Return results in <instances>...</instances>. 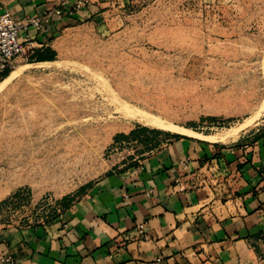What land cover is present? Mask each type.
I'll list each match as a JSON object with an SVG mask.
<instances>
[{
    "label": "rangeland",
    "instance_id": "374dc122",
    "mask_svg": "<svg viewBox=\"0 0 264 264\" xmlns=\"http://www.w3.org/2000/svg\"><path fill=\"white\" fill-rule=\"evenodd\" d=\"M37 61L19 57L10 73ZM55 63L0 91V225L61 217L175 134L128 110L218 144L264 133V0H134Z\"/></svg>",
    "mask_w": 264,
    "mask_h": 264
},
{
    "label": "crops",
    "instance_id": "0c3cea01",
    "mask_svg": "<svg viewBox=\"0 0 264 264\" xmlns=\"http://www.w3.org/2000/svg\"><path fill=\"white\" fill-rule=\"evenodd\" d=\"M76 1L0 0V13L24 20ZM133 1L87 0L73 16L51 15L43 32L31 29L40 61L28 65L57 64L82 28L104 27ZM175 134L61 217L0 225V257L14 260L0 264H264V133L231 145Z\"/></svg>",
    "mask_w": 264,
    "mask_h": 264
},
{
    "label": "built area",
    "instance_id": "2783aa9c",
    "mask_svg": "<svg viewBox=\"0 0 264 264\" xmlns=\"http://www.w3.org/2000/svg\"><path fill=\"white\" fill-rule=\"evenodd\" d=\"M87 0H77L69 6L62 2L59 7L54 8L44 16H29L24 20L16 18L6 11L0 13V76L14 67V62L19 57L30 59L35 51V41L31 29L39 33L43 32L49 17L53 14L58 16H73L84 9ZM65 8V10H64ZM139 234H144L145 224L137 225ZM3 263H13L12 257H0Z\"/></svg>",
    "mask_w": 264,
    "mask_h": 264
},
{
    "label": "bare ground",
    "instance_id": "6f19581e",
    "mask_svg": "<svg viewBox=\"0 0 264 264\" xmlns=\"http://www.w3.org/2000/svg\"><path fill=\"white\" fill-rule=\"evenodd\" d=\"M46 65V64H44ZM30 65L22 66L20 69L27 68ZM12 71L3 81L0 82V91L16 76V74L19 72V70ZM128 107V106H127ZM134 117L138 118L141 122H143L146 126H151L156 129H160L163 131H168L172 133H178V134H189L193 136H199L200 138H203L210 142H226L227 139L225 137H220L219 139L213 138V137H204L197 133H193V131L186 130L185 128L175 126L174 124L167 122L161 118H158L154 115H151L149 113H146L142 110H131L129 111Z\"/></svg>",
    "mask_w": 264,
    "mask_h": 264
},
{
    "label": "trees",
    "instance_id": "16d2710c",
    "mask_svg": "<svg viewBox=\"0 0 264 264\" xmlns=\"http://www.w3.org/2000/svg\"><path fill=\"white\" fill-rule=\"evenodd\" d=\"M10 74V70L9 71H7L6 73H4L3 75H1L2 76V78L4 79V78H6L8 75Z\"/></svg>",
    "mask_w": 264,
    "mask_h": 264
}]
</instances>
